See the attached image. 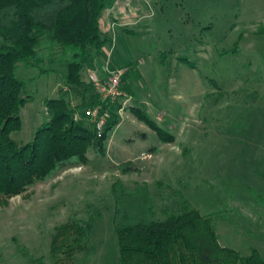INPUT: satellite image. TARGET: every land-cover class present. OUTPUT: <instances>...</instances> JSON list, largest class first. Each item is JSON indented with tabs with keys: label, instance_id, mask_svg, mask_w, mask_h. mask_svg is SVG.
<instances>
[{
	"label": "rangeland",
	"instance_id": "obj_1",
	"mask_svg": "<svg viewBox=\"0 0 264 264\" xmlns=\"http://www.w3.org/2000/svg\"><path fill=\"white\" fill-rule=\"evenodd\" d=\"M101 28L112 42L87 80L102 78L108 63L130 70L108 156L90 150L86 166L0 199V264H53L56 229L77 221L93 232L75 264H119L118 181L150 187L154 220L188 205L213 220L222 246L264 259V0H115ZM43 67L19 65L32 96L12 135L19 144L48 121L46 101L58 98L68 71Z\"/></svg>",
	"mask_w": 264,
	"mask_h": 264
},
{
	"label": "trees",
	"instance_id": "obj_2",
	"mask_svg": "<svg viewBox=\"0 0 264 264\" xmlns=\"http://www.w3.org/2000/svg\"><path fill=\"white\" fill-rule=\"evenodd\" d=\"M115 0H0V199L7 201L47 183L59 173L89 163L93 150L107 158L111 131L120 124L123 104L110 105L111 118L100 135L87 112L102 103L87 80L95 56L102 57L111 37L101 28L102 12ZM27 68L65 64L67 74L56 99L46 101L48 121L33 142L19 144L12 135L22 130V108L31 100ZM125 64V63H124ZM121 66V65H120ZM127 68L128 66H122ZM130 70L122 81V89ZM149 122L141 112H136ZM160 131L158 128L154 127ZM164 139L173 140V137ZM119 264H264L258 251L249 257L222 246L211 218L185 205L165 220H154L155 207L147 185L118 181L112 186ZM92 222H70L56 229L53 264H75L78 251L90 242ZM29 264H46L41 258Z\"/></svg>",
	"mask_w": 264,
	"mask_h": 264
},
{
	"label": "built area",
	"instance_id": "obj_3",
	"mask_svg": "<svg viewBox=\"0 0 264 264\" xmlns=\"http://www.w3.org/2000/svg\"><path fill=\"white\" fill-rule=\"evenodd\" d=\"M114 27L115 26H113V30ZM111 55L112 53H110V56ZM126 72L127 68L113 66V64L108 63L105 75L102 78L94 74L90 76V82L101 96L102 103L94 109H90L87 114L100 135L104 132L111 118L110 105L115 104L117 101H122L123 107L120 109V113H122L127 102L130 101V97L122 89V81Z\"/></svg>",
	"mask_w": 264,
	"mask_h": 264
},
{
	"label": "crops",
	"instance_id": "obj_4",
	"mask_svg": "<svg viewBox=\"0 0 264 264\" xmlns=\"http://www.w3.org/2000/svg\"><path fill=\"white\" fill-rule=\"evenodd\" d=\"M122 20L124 21V19H122ZM113 21H114V23H116V24H117V23L119 24V23L122 22V21L119 22V21H118L117 19H115V18H113ZM124 23H128V24L130 25L132 22H130V21L128 20V21H125ZM120 30H121V29H120ZM123 31H124V30H123ZM125 31H126V30H125ZM128 33H129V32H128ZM109 35H110V34H109ZM113 49H114V47L111 48L110 53H113Z\"/></svg>",
	"mask_w": 264,
	"mask_h": 264
}]
</instances>
